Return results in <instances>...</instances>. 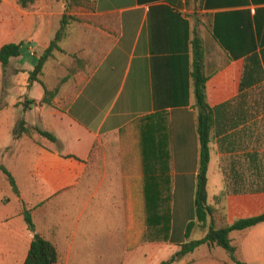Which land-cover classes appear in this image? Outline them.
<instances>
[{
    "label": "crops",
    "instance_id": "0c3cea01",
    "mask_svg": "<svg viewBox=\"0 0 264 264\" xmlns=\"http://www.w3.org/2000/svg\"><path fill=\"white\" fill-rule=\"evenodd\" d=\"M87 1L110 28L116 19L117 34L66 105L45 113L42 125L56 142L16 139V115L10 133L13 145H22L14 155L8 145L0 153L15 161L28 157L30 188L25 193L18 185L20 195L12 190L14 198L0 208V264H24L27 257L34 233L23 204L36 232L58 251L61 244L68 250L66 264L77 237L96 234L93 225L99 223L84 217L129 218L122 264H161L180 249L195 220L201 153L195 39L205 55L213 116L208 202L215 212L205 225L196 223L190 239L199 232L196 239L203 238L212 223L222 227L263 215L264 0ZM0 6V26L18 28L11 13L17 5L0 0ZM39 21L44 26L43 17ZM27 85L16 89L24 95ZM17 103L6 102L0 111L13 107L20 113ZM116 234L98 238L103 248L115 247ZM230 235L242 261L264 264V222ZM208 247L202 262L186 255L174 264H234L229 255L213 254L218 246Z\"/></svg>",
    "mask_w": 264,
    "mask_h": 264
},
{
    "label": "rangeland",
    "instance_id": "374dc122",
    "mask_svg": "<svg viewBox=\"0 0 264 264\" xmlns=\"http://www.w3.org/2000/svg\"><path fill=\"white\" fill-rule=\"evenodd\" d=\"M10 1L17 5V10L11 9V13L12 16L17 14L19 26L18 28L15 27L14 30L16 31L13 29L8 31V26L3 23L0 26V43H21L22 48L21 56L18 59L15 58L7 68H3L0 63V106L3 107L6 102L18 100L16 108H21L22 111L19 113L13 107L0 111V148L5 145L11 146L9 153L14 155L15 150L22 145L20 140L13 145L14 139L10 133L14 127L16 115L18 119L16 127L20 120L25 118L30 128L39 126L44 129L42 123L45 113L51 109L63 108L67 101L75 95L87 74L105 55L115 40L117 25L115 18L112 19V28H110L108 22L104 24L102 19L94 16L87 0H81L79 4H75L72 0H37L33 4L29 3L27 8H22L18 0ZM64 15L69 24L63 31L62 39L59 42L62 51H53L45 64L43 75L40 76L50 90L58 89L53 106H49L42 103L43 94L42 96L38 94L43 92L42 85L38 82L32 83L29 80V74L38 63L45 47L55 38ZM41 17L44 19V26L40 24L39 19ZM25 84H28V89L26 94L22 95L20 88L16 89V86H24ZM26 99L34 100L36 106L39 103L40 107H32V111H30L28 105L24 104ZM33 137L35 141H44V137L36 131L33 132ZM6 154L0 153V164L3 163L15 175L20 189L27 193L30 188L28 157L15 161L8 159ZM13 198L12 188L7 182L5 174L0 170V208H3V205H8L10 199ZM10 207L14 210L16 203L13 202ZM84 220L88 224L95 221L99 223L93 225L96 234L92 232L89 235L90 239L82 240L80 235L77 237L70 264H122L128 252V249L124 248L126 235L123 232L129 218L120 214L115 217H84ZM111 230L117 232L115 235L117 239L112 242L115 247L107 250L103 248L104 240L102 239L110 236ZM201 235V232L196 233L195 239ZM101 237L102 239H98ZM230 238L233 237L230 235ZM166 250L169 251L168 254H171L172 250L169 248ZM216 250V253L213 251V254L221 255V257L228 256L223 248L218 247ZM67 251L61 244L59 264H66ZM141 254L139 251L136 257L140 259L144 254L143 250ZM209 254L208 245H202L195 252L188 254L187 257L202 262L201 260ZM148 261L149 264H152L150 260Z\"/></svg>",
    "mask_w": 264,
    "mask_h": 264
},
{
    "label": "trees",
    "instance_id": "16d2710c",
    "mask_svg": "<svg viewBox=\"0 0 264 264\" xmlns=\"http://www.w3.org/2000/svg\"><path fill=\"white\" fill-rule=\"evenodd\" d=\"M37 0H19V5L22 8H27L28 4H33ZM75 4H79L81 0H72ZM69 21L67 17L61 19L60 29L55 35V38L45 48L42 56L39 58L35 68L29 74V80L34 83L38 82L43 87L42 103L49 106H53V101L58 94V89L50 90L45 82L42 81L40 76L43 75L45 64L48 58L52 55L54 50L62 51L59 42L62 39L63 31L66 29ZM21 43H7L0 49V63L3 68H7L10 65L12 59L19 58L21 56ZM195 56L193 62L192 77L194 80L195 94L198 109V134L201 144L199 173L197 177V185L195 192V220L191 221L186 229V241L180 244V249L174 253L168 260L163 261L161 264H174L182 257L193 253L202 245L218 246L223 248L231 258L234 264H247L242 261L238 256V247L234 245L230 239V233L237 230H246L259 223L264 222V214L254 218L237 220L233 224H227L222 227H217L212 223L208 229L206 235L201 239H190L191 233L196 223L206 224L208 219L213 216L215 208L208 202V167L210 163V141L211 131L213 126L212 110L210 109L206 99V83L208 75L206 73L205 55L201 49L200 41L194 40ZM83 63V62H82ZM34 100H25L24 104L28 105L29 110L31 105L34 104ZM36 131L42 137L56 142V137L44 130L39 126L30 128L25 118H22L14 129V137L20 138L22 136H28L34 139L33 132ZM0 170L5 174L6 180L11 186L13 192L19 196L20 190L14 175L5 166L1 165ZM24 220L28 229L34 233V238L31 242L30 249L24 264H59L60 254L57 246L50 240L46 239L42 235L36 232V226L34 224L31 211L23 204Z\"/></svg>",
    "mask_w": 264,
    "mask_h": 264
},
{
    "label": "built area",
    "instance_id": "2783aa9c",
    "mask_svg": "<svg viewBox=\"0 0 264 264\" xmlns=\"http://www.w3.org/2000/svg\"><path fill=\"white\" fill-rule=\"evenodd\" d=\"M32 55H33V53H32Z\"/></svg>",
    "mask_w": 264,
    "mask_h": 264
}]
</instances>
